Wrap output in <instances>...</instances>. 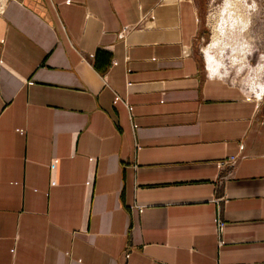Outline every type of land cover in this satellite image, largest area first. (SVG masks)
<instances>
[{"label":"crops","instance_id":"1","mask_svg":"<svg viewBox=\"0 0 264 264\" xmlns=\"http://www.w3.org/2000/svg\"><path fill=\"white\" fill-rule=\"evenodd\" d=\"M201 13L0 0V264H264V92Z\"/></svg>","mask_w":264,"mask_h":264},{"label":"rangeland","instance_id":"2","mask_svg":"<svg viewBox=\"0 0 264 264\" xmlns=\"http://www.w3.org/2000/svg\"><path fill=\"white\" fill-rule=\"evenodd\" d=\"M200 1L203 31L197 43L206 64L211 72L242 83L257 96L258 87L264 86V0H239L242 8L237 12L248 20L235 25L225 10L232 0ZM215 27L221 35L213 46Z\"/></svg>","mask_w":264,"mask_h":264},{"label":"bare ground","instance_id":"3","mask_svg":"<svg viewBox=\"0 0 264 264\" xmlns=\"http://www.w3.org/2000/svg\"><path fill=\"white\" fill-rule=\"evenodd\" d=\"M240 5L241 4H239V0H232V3L230 2L229 5L225 9L229 13L231 18L234 20L233 25L237 24L239 22L238 20H241L242 22H245V23L248 20V19L246 20L244 18L245 17L244 15H241L242 14L241 12H240V14L237 12V10L239 11V9L242 8V6H240ZM242 16H244V17H242ZM220 35H221L220 31L218 29H216V27H215L214 34L212 37V45L213 46L218 44V40L220 39ZM208 49L209 48H207V51H208ZM263 92H264V86H259L258 90H257V95H261Z\"/></svg>","mask_w":264,"mask_h":264},{"label":"built area","instance_id":"4","mask_svg":"<svg viewBox=\"0 0 264 264\" xmlns=\"http://www.w3.org/2000/svg\"><path fill=\"white\" fill-rule=\"evenodd\" d=\"M235 162H236L235 157L234 156H230L225 161L220 162L219 165L220 166H230V167H232ZM222 226H223V223L221 221H219V223H218L219 229H221Z\"/></svg>","mask_w":264,"mask_h":264},{"label":"trees","instance_id":"5","mask_svg":"<svg viewBox=\"0 0 264 264\" xmlns=\"http://www.w3.org/2000/svg\"><path fill=\"white\" fill-rule=\"evenodd\" d=\"M98 55V54H97Z\"/></svg>","mask_w":264,"mask_h":264}]
</instances>
